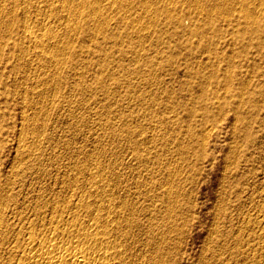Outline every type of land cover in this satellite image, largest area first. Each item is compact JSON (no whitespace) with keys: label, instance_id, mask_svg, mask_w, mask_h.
<instances>
[{"label":"bare ground","instance_id":"bare-ground-1","mask_svg":"<svg viewBox=\"0 0 264 264\" xmlns=\"http://www.w3.org/2000/svg\"><path fill=\"white\" fill-rule=\"evenodd\" d=\"M100 1L0 0V122L6 116L9 104L20 108L19 115L22 120V129L19 127L20 138L18 137L20 143L17 141L18 145L20 144L18 161L17 158L14 160L15 163L6 178L0 175V264H184L189 243L193 241L194 224L197 218L194 213L196 207L194 189L199 183L204 161L208 159L206 153L208 143L217 127L212 109L220 110L229 107V110L233 112H228L226 117L231 115L233 121L243 123L245 136L243 137L241 130L239 135L236 134L234 141L236 144L232 145L234 146L233 154L226 157V164L222 162L225 166L221 179L218 176L220 186L217 194L215 193V204L210 214L211 221L207 226L206 234L204 233V238L200 237L203 240L199 252L195 257H190L189 264H264V143L259 142L256 137L253 138L255 124H258L260 130H264V116L252 103L253 93L246 96L242 93H233L223 97H206L205 93H202L189 101L191 107L187 117L194 118L195 124L189 126L187 124L186 128L174 119L178 114L173 113L175 110L173 105L178 102L175 99L176 96L167 94L165 98L134 99L139 104L155 103V111L152 106L150 107L151 113L154 111L153 121L150 122L149 118L148 125L144 126L145 131L148 130L146 132L140 129L141 125L137 124V119L133 118L132 123H125L127 121H123V125L120 123V128H118L120 121L117 122V128L109 127L111 130L110 134L107 133L111 140H108L109 145L117 147L123 138L124 146L121 147V144L120 147L129 151L127 150L125 155L122 153L119 155L117 148L116 154L112 155L114 153L110 150L112 159L109 158L111 160H108L109 163L106 164L105 161L102 162L104 156L102 155V160L99 159L100 157H96L92 148L90 151L83 152L85 146L81 150L79 145L77 146L78 141L75 144L78 148L71 144L74 149L71 151V148L68 151L65 146L68 141L70 142V138L65 141L63 139L65 136L60 139L65 141V146L61 145L66 148L67 155L53 153L54 158L46 157L47 149H44V152L42 150L45 148V143L41 149L48 135L44 128L46 122L43 119L40 120L41 117L44 118L48 104L53 103L56 98L60 85L64 87L71 85L73 89L70 86L69 92H73L74 89L79 92L82 86L81 89L85 95L88 94L85 92L90 93L94 90L91 85L82 84L84 81L81 78L86 71L82 73L80 70L84 67L83 69L86 68L87 73L89 72L90 57L94 53L92 42L95 35L99 37L102 35L101 40L104 39L109 44L105 43V49H102L107 59L101 58L100 63L98 61L100 70L102 69L113 82L115 81L116 85L120 84L124 78L126 86L130 88V93L127 95H132L135 88L130 75H139L141 78L140 74L143 73L145 84L150 79V72L144 73L146 70H135V68L134 71L133 69L128 71L126 76L125 74L116 76V73L112 71L110 65L112 61L107 60L112 57L119 64L129 51V47H125V42L128 46L140 43L142 38L134 32L139 34L143 32V29L140 31V27L139 31L134 30L136 29L134 22L125 24L123 21L125 17L122 16L116 31L110 32L107 28L108 24L106 27L108 18L103 16L101 10L103 0ZM129 1L132 5V0ZM137 1H143L141 4L146 8V1ZM119 3L120 8L126 4L129 8L132 7L126 0H119ZM204 8L203 12L208 17L214 15L216 10H219L218 14L226 18L231 15L228 0H212L211 4ZM34 10L36 14L33 13ZM156 11L160 13L159 10ZM263 11L264 0L258 1L254 11L243 8L241 17L250 24L245 25L248 27L246 31L255 35H264V27L260 25L264 23ZM251 19L255 20V23L250 22ZM150 22L155 24L154 21ZM145 23L147 26L148 23ZM175 26L177 27V24ZM108 33L111 34L109 37L106 36ZM199 33L201 31L195 36L200 39L205 38L204 34L199 35ZM133 34H135L134 37ZM238 35L241 36V31ZM124 37L127 38L126 41ZM169 39L174 40L173 35ZM242 39H245L243 35ZM207 42L206 40V44L195 50L189 45L185 46L189 48L192 55L201 56L207 53L210 58L218 55V51L211 50ZM156 59L157 57L145 59V66L152 69L155 61L158 60ZM172 60L168 58L161 60L158 64L159 66L171 65ZM123 65L119 64L122 67ZM157 69L159 70V67ZM152 71L154 72V69ZM14 73L19 75L18 78L23 79L21 84ZM21 73L24 76L21 77ZM31 77L35 79L32 85L29 83ZM96 79L101 83L104 78L103 75H99ZM200 86L203 88L205 83ZM232 97L235 98L231 99ZM69 98L71 99V96ZM2 99H6V106H2ZM230 102L234 104L229 106ZM78 104H81V101ZM131 105H133L132 102H129L132 110ZM110 106L108 103L107 110ZM97 107L98 105L93 106L92 111L98 110ZM140 107L143 108V105ZM150 108L149 110L147 108L149 112ZM69 109L71 111L70 107ZM130 109H128L129 112ZM116 110L121 111L117 108ZM146 111L144 113L143 110L140 111L141 115L142 113L145 115ZM125 112L122 114L124 115ZM146 118L145 116V122H147ZM142 119L139 121L144 122L141 121ZM103 120L105 121V118ZM101 121L99 123L103 124ZM108 125L111 123H107V127ZM137 125L140 130L136 128ZM95 127L99 125L96 124ZM107 131L105 130L103 134L105 136L102 137L107 136ZM71 136L74 137V135ZM229 140L233 142L232 139ZM100 141L97 140V145L98 143L100 145ZM57 144L60 145V142ZM57 144L53 147L58 146ZM101 145L97 148L104 147ZM99 151L102 150H98L97 155L101 156ZM64 152L65 150L63 154ZM128 155L132 159L130 163L124 162L123 156L128 157ZM209 188L212 187L208 186ZM207 192L209 193V190Z\"/></svg>","mask_w":264,"mask_h":264},{"label":"rangeland","instance_id":"rangeland-1","mask_svg":"<svg viewBox=\"0 0 264 264\" xmlns=\"http://www.w3.org/2000/svg\"><path fill=\"white\" fill-rule=\"evenodd\" d=\"M144 1L147 2L146 8H145V6H143L141 4L143 1L139 2L137 0H132V5H131V1L126 0V2H128V3L130 2V6H132V7L129 8L128 7L129 5H127V4H126L127 7L125 5H123V8L125 9L124 10L123 8L119 7V4H120L119 0L118 1H116V0H103V6H102L101 10L103 11L102 12L104 14L103 16H105L106 19L108 18L106 21H109V22L106 23V27L108 24L107 28L110 29L109 30L110 32L116 31L118 21L121 19L122 16L125 17V19L123 20L125 24H132V22H134L133 24L135 25L134 27L136 28L134 30L139 31L140 27H141L140 31L143 29V32L141 31V32H139V34L134 32L136 35H139L140 38H142V39H140V43H136V44H133L131 46L130 45L128 46V43L125 42L126 43L125 47L126 46H127V48L129 47L128 48L129 51H127L126 56L119 63V64H124L123 67L119 66L117 60H115L112 57H111V59H108L107 61H110V62L112 61L110 63V65L112 67V71L116 73V76H121L123 74H125V76H126L128 71H132V69L134 71L135 68H136L135 70H142V71L146 70L144 73L147 72V74L150 72L149 73L150 79L148 78V75H146V77L149 79L148 83H146V84L144 83L145 77L142 75L143 73L140 74L141 78L143 77L142 78L143 80L139 77V75H137V76L136 75H130L132 77L131 82L135 86V88L133 89L132 95H127L128 93H130L129 92L130 88H128L126 86V82H125L124 78L122 79V82L120 84L116 85L115 81L113 82V80L111 78H109V76H107V74L104 73L102 69L100 70L98 64L100 63L101 58H102V60L107 59L106 58L107 56L104 55L105 53L102 50L103 48L105 49V46L107 43L104 41V39L101 40L102 35H100V37L95 35L94 40L92 42L94 53L90 57L91 62L89 64V66H90L89 72L87 73L88 69L87 70H86V68L83 69L84 67H82V69L80 70L82 73H83V71L84 72L86 71V74L84 75V77L81 78L82 81H84V83L82 82V84H85L86 86L91 85L94 90H93V92L90 91L91 94L89 92H85V93H88L85 95L84 91H82V89H81L82 86L80 88L81 92L79 91L80 92V94H79L78 91L77 92L75 91L76 89H74L73 92L71 91V89H73V87L71 85H67L66 87L60 85L61 88L60 87L58 88V93H57L56 98L54 99L53 103H50V105L48 104L49 107H47V109H46L45 116L48 118L46 119V117L43 116L44 118L41 117V120H40V121H42V119H43L46 122V126H44L46 135L49 136V134H50L49 137L47 136L46 141H44L43 144L41 145V149H42L44 147L43 145L45 143V148H43L42 150L44 152V149H47V156L45 154L46 157L53 156V153H54V155L55 154L58 155L60 153H61V155H67L68 154L67 150L69 151L72 148L71 149V151H72L74 149L73 147L77 141H78L77 146L79 145V148H81V150L85 146V151L83 149L82 150L83 152H87V150L90 151V148H92L91 150H93L96 157H98V158L100 157L99 159H101L102 155H103L104 158H102L103 160L102 159L101 160L103 163L105 161V164L109 163L108 160L112 159L110 156V154H112L111 152L114 153L112 155H115L116 154L115 152L119 150L117 152V153H119V155L121 153H122V155H125V152H127L128 149L121 148L124 146V144L122 142L123 138L121 139V137H120L121 141H120V143L117 144L118 145L117 147L116 146L113 147V146L109 145L110 142L108 140H110V137H108V136H110V135H108V134H110V132H111V130H109V127H110V129L115 128L118 124L117 122L120 121L118 124V128H120L121 125L124 124L123 121L124 122L127 121L125 123H128V122L132 123V121H133L132 118H133V119H137V121H138L137 124L141 125L140 129L142 131H145L146 127H144V126L148 125L147 123L149 122V118H150V122L153 121V118H154L153 113L155 111V103L153 102L154 104L152 103V105H151V102L149 104L148 103H140L139 104L138 102L134 101V99H139V98H145V99L151 100L153 98H165L167 96V94L176 96L175 99H177L178 102H176L173 105V107L175 108L173 113H175V114L178 113V114H176L177 118L175 115L174 119L179 125H183L184 128L188 127L189 125L195 124L193 121L194 118L191 119V118L187 117L188 116V110L191 107L189 101L193 100L194 98L199 97L202 93H205L206 97H213V96H222L223 97L224 95H227V94L231 95L233 93H236V94L242 93V94H245V96H246L249 93H253L254 97L251 98L252 103L257 108L260 109L262 116H264V95H263L264 94V35L263 34L262 35H260V34L255 35L253 33L246 31V28H248V27H246L245 25H250V24L241 17V15H242L241 12H242L243 8L248 10V11L249 10L254 11L255 7L258 6L259 0H246V1H244V0L237 1L236 0V2H235V0H230V1L228 0V5L230 6V10H231V15L229 18H226V17L218 14L219 10L214 11L215 14L212 16H209V17L203 12L204 11L203 9H205L204 7L206 5L208 6V4L210 5L212 0H209L210 2H207L208 0H174L173 3L171 2L172 0H158V1L155 0V2H157V3H155L154 0H144ZM99 3H101V1ZM99 3H98V5H99ZM148 3H149V5H148ZM187 3L189 4V6ZM156 4H158L157 7H156ZM135 5H136V7L134 8ZM154 5H155V7H154ZM158 7H159V9H158ZM195 7H197V9ZM127 8H129L128 11H127ZM137 8L139 10H137ZM148 8L150 10L147 11ZM210 8H212V7H210ZM249 8H251V9H249ZM144 9L147 12H145ZM155 9L159 10L160 13H156L157 11ZM171 9H173V11ZM167 12H168V14H167ZM33 13L36 14L35 10ZM163 13H166V14H163ZM146 15H148L149 17ZM150 16H151V18H150ZM153 17L154 18L156 17L155 18L156 20H154ZM164 18H166V19L163 20ZM141 20L143 23L141 22ZM147 20L148 21L149 20L154 21L155 24H153V22H150V21L148 23ZM175 21H177V22H175ZM145 22L148 23L147 26H146ZM160 22H162V23L165 22V23L162 24ZM250 22L255 23V20L253 21L251 19ZM207 23H210V24H207ZM142 24H144V26ZM176 24H177V27L175 26ZM167 25H169V26L167 27ZM260 25L264 27V23H260ZM143 27L145 28V30ZM166 28H168V29H166ZM197 30H199V31H197ZM186 31L188 33H186ZM200 31H201V33H199V35L204 34L205 38L200 39L197 36H195V34L200 32ZM239 31H241V36L238 35ZM135 34H133V37L135 36ZM109 35H111V34L108 33L106 36L109 37ZM144 35H147V36L143 37ZM160 35H162L161 38H159ZM172 35L174 37V40L169 39V38H171ZM242 35L245 37V39H242ZM124 38L126 41L127 38L126 37H124ZM206 40L208 41L207 44L211 50H217L218 51V55H216L215 57L211 56V58H210L207 53L203 54L201 56L192 55V54H190L189 48H187L185 46V45H189L190 47H193L195 50L199 46L206 44ZM97 43H98V45H97ZM107 45H109V44H107ZM134 52H135V54H134ZM173 55L175 57H173ZM171 56L174 58L173 60H172ZM118 57L119 56H117V59L119 60ZM146 57L147 58H156L157 57V59L159 61L156 59L157 61H155L154 67H152V69H149L147 66H145V64H146L145 59H147ZM167 57L169 58V60H172L173 64L167 65V66H161L160 65L161 66V69H160V66L158 63L161 60H167L168 59ZM98 61H99V63H98ZM158 67H159V70L157 69ZM129 69H131V70H129ZM153 69H154L155 73L152 71ZM152 73L154 74V77H153ZM14 75L17 78L19 76L15 73H14ZM99 75H101V76L103 75V78H104L101 83H100V81H98L96 79ZM150 75H152V76H150ZM20 76L22 77V76H24V74L21 73ZM90 76H92L93 80ZM105 76H106V78H105ZM133 76H135L136 78ZM203 76H204V79H202ZM18 79H20V84H21L23 79L22 78H18ZM228 79L230 81H227ZM68 80H70V79H68ZM88 80L90 82H88ZM71 81L72 80H70V82ZM29 83H30V85H32V83H35V79L33 77H31L29 79ZM89 83H92V84H89ZM202 83L203 84L205 83V86L203 88L200 86V84H202ZM94 85H96L97 88ZM70 86H71V89H70L71 92H69ZM62 87H64V89H62ZM173 91H174V94H173ZM68 92H69V95H67ZM76 93H77V96H76ZM81 94H82V96H81ZM92 94H94V95L92 96ZM70 96H71L72 100L69 98ZM89 96L91 98H88ZM226 97H229V96H226ZM80 98H81V100H80ZM82 98H84V100ZM86 98H87V101H86ZM233 98H235V97H232L231 99H233ZM244 98H246V97H244ZM65 99H67V100H65ZM68 99H70L71 101L70 100L68 101ZM75 101H76V104H75ZM80 101H81V104H78V102H80ZM68 102H69V104H68ZM84 102H87V103H84ZM129 102H132V104H133V105H131L132 110L130 109L131 107H129ZM233 102H230L229 106H232L234 104ZM99 103H100V105H99ZM108 103H109V106L111 103L109 110H107L109 108V107H107ZM137 103L140 106L143 105V108L146 110H147V108L149 110V108L152 106V109L154 108V111H152V113H151V108H150V112L147 110L150 115L149 114H148L149 116L147 115L146 110H145L146 111L145 115H143V113L145 111L142 107H140V106L138 107ZM82 104H84V105H82ZM92 104L95 107L98 105V107H97L98 110L92 111V109H94ZM6 105H7L6 99H2V106H6ZM79 105L80 106L82 105V106L80 107ZM135 105H136V107H135ZM64 106H65V108H64ZM71 106H74L73 108H75L74 110L76 112L73 110V108ZM88 106H89V110H88ZM144 106H146V108ZM69 107L71 108V111H70ZM90 107H91V109H90ZM116 108L118 109V111L119 110H121V111L117 112ZM124 108L126 110H124ZM133 108L136 111H134ZM140 108L143 110L142 115L140 112L142 110H139ZM229 108L228 109L223 108L220 110L217 108L212 109V111L214 112L213 119L215 120L217 127L215 128L213 136L211 137V139L208 143L207 152H206L208 159L206 161H204V167H202V170L200 173L201 175H199L200 176L199 183L197 186L195 185V189H194V191H195L194 192V200H195V204H196V207L194 209V213H195V216L197 218H196V222L194 224L193 241H191L189 243L188 255L185 258L184 264H189L190 263V257H195V255L199 252L201 242L203 240L202 238H204V233L206 232L207 226H208L209 222L211 221V215L210 214H211L213 206L215 204V199H216L215 195L217 194V191H218L219 186H220L219 185L220 179L222 177L224 166L226 164V157L231 156L233 154L234 149H232V148H234V146H232V145L236 144V142H234L236 140L235 137H237V135H239L240 130H241V134L243 135V137L245 136L243 123L233 121V117L231 115L230 116L228 115L226 117V114L228 112H230V111L233 112V110H229ZM19 109L20 108L18 106H16V105L13 106V105L9 104V109L6 110L7 114L4 117V119L3 118L1 119V122H0V175L2 176V178H6L10 174L11 169H12V165H13V163H15L14 160H16V158L18 161V156H17L18 152H19L18 149L20 150V146H19L20 144L18 145V142L20 143V139H19L20 133H21L20 128L22 127V125H21L22 120L20 119V115H19L20 110ZM67 109H69V110H67ZM113 109H115V111L117 113ZM128 109H130V112ZM182 109H184V110H182ZM122 110H123V112L126 111L124 113V115L122 114L123 113ZM66 111H69V112H66ZM72 111H73V113H72ZM95 111H96V113H94ZM31 112H33V111H31ZM82 112L84 113V115H80V113L83 114ZM120 112H121L122 116L120 115ZM139 112H140V114H138ZM102 113H103V115H102ZM105 113L106 114L109 113L107 115V117H109V118L106 117ZM111 113H113V114L115 113L116 116H115V114L113 115ZM56 114H58V115H56ZM126 114H128V115H126ZM151 114H152V116H151ZM73 115H74V117H73ZM131 115H132V117H131ZM77 116H79V117L81 116L82 118H78ZM85 116H87V117H85ZM145 116L147 117L146 118L147 122H145V120H144ZM184 117H186V118H184ZM103 118H105V121L103 120ZM106 118H107V120H106ZM127 118H129V119L127 120ZM118 119H120V120H118ZM140 119H142L141 121H144V122H140L139 121ZM99 120L100 121L102 120L101 122L103 124L99 123L100 122ZM219 120H221V121H219ZM94 121H95V123H94ZM109 121H110L111 125L114 123V121L116 124L114 123V125H112V126L108 125V127H107V123L110 124ZM233 122H235V123H233ZM120 123H121V125H120ZM70 124H73V125H70ZM96 124H97V126L99 125V127H95ZM187 124H188V126H187ZM231 124L233 127L231 126ZM55 126H56V128H55ZM254 126H255V131L253 132V138L256 137V139L259 142L264 143V130H260L258 128V124H255ZM65 127H67V128H65ZM138 127L139 126L137 125L136 128L138 129ZM100 129H101V131H100ZM140 129H138V130H140ZM236 129H238V131H235ZM64 130H65V132H64ZM72 130H73V132H71ZM105 130H108L106 132V134L107 133L108 134L106 137H102V136H105V135H103V134H105ZM51 131H53V133ZM146 131H148V130L146 129ZM67 132L69 133L68 134L69 137L67 135ZM59 133H61V134H59ZM120 133H121V131H120ZM70 134L74 135V137L71 136ZM97 135H98V139H97ZM63 136H65L68 139H66ZM60 137H63V139H65V141L69 140V138H70V142L68 141L69 144L66 143L67 145L65 146V143H64L65 141L62 138L60 139ZM107 137H108V139H107ZM17 138H18V140H17ZM48 139H49V141H47ZM100 139H101V141H100ZM229 139H232L233 142ZM72 140L75 143H73ZM97 140H98V142L100 141V145L102 144L105 148L104 147L97 148L98 146H100L99 143L97 145ZM225 141H227V142H225ZM59 142H60V145L57 144ZM55 143L58 146L53 147L56 145ZM61 144H64V146L67 148V150H66V148H63V146ZM71 144L73 147L71 146ZM120 145H121V147H120ZM68 146H69V148H68ZM77 146L75 145V147H77ZM227 146H228V149H227ZM57 147H58V149H57ZM106 147H108V148H106ZM52 148H53V150H52ZM93 148H95V149H93ZM100 148H102V149H100ZM117 148H118V150H116ZM105 149L106 150L108 149V150L105 151ZM61 150H62V152H61ZM64 150H65V152L63 154ZM96 150H97V152H96ZM98 150H102V151H99L101 156L97 155ZM110 150H111V152H110ZM57 151H58V153H57ZM108 151H109V154H108ZM225 151H226V153H225ZM45 153H46V151H45ZM224 154H226V155H224ZM108 155L110 157H108ZM223 156H224V158H223ZM106 157L108 159H106ZM52 158H54V156ZM109 158H111V159H109ZM123 158L125 160L124 162H126V163L127 162L130 163V161H132V159L129 155H128V157L123 156ZM222 162H224L225 164H223ZM214 172L215 173L217 172V173L215 174ZM218 176L219 177L221 176L220 179ZM215 178L216 179L218 178V179L216 180ZM211 179L214 181H212ZM211 182H212V184H211ZM206 184L212 188L208 189V186ZM215 184H216V186H215ZM203 185H205V186H203ZM213 189H214V191H213ZM204 190H206V191H204ZM208 190H209V193L207 192ZM208 194H209V196H208ZM208 204H209V206H208ZM200 237H202V238H200ZM192 254H193V256H192Z\"/></svg>","mask_w":264,"mask_h":264}]
</instances>
